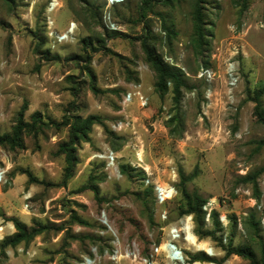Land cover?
I'll list each match as a JSON object with an SVG mask.
<instances>
[{"label":"rangeland","instance_id":"rangeland-1","mask_svg":"<svg viewBox=\"0 0 264 264\" xmlns=\"http://www.w3.org/2000/svg\"><path fill=\"white\" fill-rule=\"evenodd\" d=\"M50 1L0 0V134L12 133L20 117L35 124L21 146L0 144V264H166L167 226L191 214L180 212L181 169L194 173L189 193L221 198L204 227L215 237L201 238L193 216L198 239L218 252L212 260L219 264L231 241L250 245L264 264V170L255 182L241 180L264 169L254 100L264 87V0H87L100 11L90 25L85 2L58 0L48 11ZM145 43L194 85L179 103L171 83L161 96ZM230 63L238 77L232 92ZM177 113L183 126L169 124ZM90 117L82 136L77 129ZM149 174L172 183L175 196L160 203L145 184ZM13 219L34 235L3 248L17 232ZM250 263L233 254L221 264Z\"/></svg>","mask_w":264,"mask_h":264},{"label":"trees","instance_id":"trees-1","mask_svg":"<svg viewBox=\"0 0 264 264\" xmlns=\"http://www.w3.org/2000/svg\"><path fill=\"white\" fill-rule=\"evenodd\" d=\"M82 2H85L86 5L88 6V8H81V12H83V20L85 22H87L88 25H90L92 22H99L97 20H100V11H95L93 8V4L87 0H79ZM100 7V6H98ZM79 13V12H77ZM198 22V24H200L202 22V19L200 17V15H196L195 18ZM165 30L171 35L172 31L169 27H165ZM145 49L148 55L149 60L153 63L157 74H158V81H157V88L160 91L161 96L163 95V93H165L168 88H169V83L172 84V91L174 93L173 97L176 103H179L183 94V88H188L191 89L194 87V85L190 82L189 78L186 76V74L182 71L181 68L174 66L172 64L167 63L166 61H164V59L162 58V56L160 54L157 53L156 49L153 48L150 45H147V43H145ZM264 94V87H261L259 89L256 90L255 93V101L257 102V115L258 118L264 122V108L262 107V103H261V96ZM175 120H178V125L179 126H183V117L182 115H180V113H177V115H173L171 117V119H169V124L173 123ZM36 120H34L35 122ZM91 122H92V117L86 119L82 125L77 129L78 132H80V134H82V136H86L87 131L90 129L91 127ZM34 127L35 124H30L26 121H24L23 117L19 118V121L17 122V124L14 126L13 132L12 133H6L1 135L0 134V144H10L11 146H21L22 145V138H23V133L25 132L26 129H29L30 127ZM183 127H181L180 130H182ZM78 136V133H76ZM73 142L74 140H76V136L73 137ZM69 148L67 147L66 150H68ZM68 157L70 160V170L72 168V164H73V159L75 157V155L73 154V152L68 153ZM264 169L260 168L257 169L255 171H252L251 173L247 174L246 176L241 177V180L243 182H255L257 176L259 175V173H261V171H263ZM194 177V173L192 174H185V172L181 169L180 170V178H181V193L182 196L184 197L186 203H185V207H182L180 209L181 214H185V213H191L194 216V220L196 223V232L202 236L201 238H203V236H208V235H213L215 237V230H205V219H204V211H203V204L206 202V198L202 197L201 195H199L198 193H189L186 190L185 184L186 182L192 180ZM214 220H215V225L217 228H221V224L219 223L218 219H217V213L214 212ZM14 223L17 227V232L15 234H13L12 236L8 237L7 239H5L2 242V247H6L8 245H16L19 242L23 241V240H27L29 241L33 235H34V231H29L26 228V225H24L23 223H21L18 219H13ZM254 225L258 224L257 222H255L254 220L251 221ZM225 256L221 259L218 260L219 264H221L223 261H225L226 259L229 258V256L236 254L245 258H248L251 260L250 264H257L258 261L256 259V253L253 250V248L250 245L247 244H242V245H238V246H233V244L231 243V241L229 242V244L226 246L225 245ZM263 256H264V249H263ZM193 259H198V260H204V261H210L213 259V257H210L209 255H207L205 252L203 251H199L195 254H193Z\"/></svg>","mask_w":264,"mask_h":264},{"label":"built area","instance_id":"built-area-1","mask_svg":"<svg viewBox=\"0 0 264 264\" xmlns=\"http://www.w3.org/2000/svg\"><path fill=\"white\" fill-rule=\"evenodd\" d=\"M129 0H106L109 6L114 5H121L126 3ZM55 3V4H54ZM59 4L58 0H51L49 2L48 11L53 10ZM107 13V12H106ZM104 20L107 18V15L104 14ZM72 29V33L74 31V23L72 26H69L68 29ZM71 32L66 31V33L62 35H58L57 39L59 41L67 39ZM210 74L209 70H203L201 74ZM227 73L229 74V92H232V88L236 85L238 77L235 71V65L230 63L227 68ZM134 94L128 93L125 97L126 101H131L133 99ZM140 103L142 106H146L148 104L147 98L143 95L139 97ZM106 157L110 158V161H114V153H110L106 155ZM174 176L177 175V172L173 169L171 171ZM3 171H0V181L2 180ZM147 186L153 188L157 200L160 203H166L167 201L171 200L176 193V189L172 183L160 181L157 178H154L150 174L146 176L144 180ZM221 207V198L218 197H209L206 202L203 204L202 208L204 211V219L205 222H209L212 217V211L214 209L220 210ZM219 221L222 223L223 226L227 225V214L224 211H221L218 214ZM193 214L184 215L181 217L177 222L171 223L167 226L166 230V237L163 243L160 245L161 253L164 255V259L166 264H217L216 260L204 261V260H196L189 256V254L185 251L186 249L191 250L193 252L203 251L210 257L217 256L218 252L213 244L205 239H198V236L194 233L193 228ZM5 226H0V231L4 230ZM1 237V236H0ZM194 238H196L194 241ZM184 240L185 245H181L180 241ZM224 242H226V238H224ZM205 243V244H201ZM193 256V255H192ZM151 264H154L152 262Z\"/></svg>","mask_w":264,"mask_h":264},{"label":"bare ground","instance_id":"bare-ground-1","mask_svg":"<svg viewBox=\"0 0 264 264\" xmlns=\"http://www.w3.org/2000/svg\"><path fill=\"white\" fill-rule=\"evenodd\" d=\"M54 4H55V3H54ZM67 31H68V32H71L72 29L69 28ZM195 239H196V238H194V241H196ZM201 244H205V243H201Z\"/></svg>","mask_w":264,"mask_h":264},{"label":"water","instance_id":"water-1","mask_svg":"<svg viewBox=\"0 0 264 264\" xmlns=\"http://www.w3.org/2000/svg\"><path fill=\"white\" fill-rule=\"evenodd\" d=\"M175 65V64H174Z\"/></svg>","mask_w":264,"mask_h":264}]
</instances>
